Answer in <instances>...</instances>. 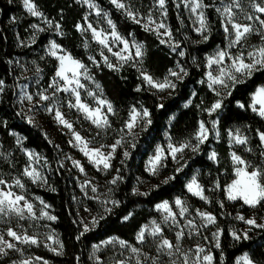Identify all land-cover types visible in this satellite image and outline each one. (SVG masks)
I'll return each mask as SVG.
<instances>
[{"label": "trees", "instance_id": "16d2710c", "mask_svg": "<svg viewBox=\"0 0 264 264\" xmlns=\"http://www.w3.org/2000/svg\"><path fill=\"white\" fill-rule=\"evenodd\" d=\"M35 2L45 17L60 23L63 35L55 31L54 24L52 28L45 26V31L36 32L32 26L38 24L40 18L31 16L24 9L22 0H12L11 3L9 0H0V79L5 81V90L0 93V178L11 181L14 177H20L30 194L41 197L51 206L54 216L57 217L51 225L63 242L64 249L62 255H57L43 246L28 247L27 252L40 256L52 264H94L90 259V250L94 244L110 237L135 243L139 229L158 216L157 204L164 200H173L175 197H184L192 206L207 209L216 215V225L223 229L220 238L221 249L214 251L215 264H220L221 251L224 255L222 264H235L237 257L244 253H248L257 264H264V229L253 228L249 232L248 240L235 241L230 235L234 226H245L244 222L236 219L238 214L245 217H262L264 207L253 209L243 205L242 201H229L223 190L234 178L231 151H237L252 163L261 162L260 142L256 129L264 130V119L250 109L239 108L237 101L246 105L250 103L251 94L258 86L264 85V72H258L245 83L237 85L232 90V95L225 97L224 107L218 113L209 116L203 111L217 99L215 93L207 87L206 56L227 44L223 22L216 11L218 0H204L206 5H210L205 8L210 29L206 33L209 36L207 41H203L202 36L194 31L181 8L176 7V0H166L167 21L174 39L180 42V48L176 52L166 44H161L155 33L145 31L142 24L134 23L122 10L116 9L110 0H94L109 13L122 35L134 36L144 44L143 69L159 79H163L169 69H174L177 61L187 69L188 76L162 99L142 81L137 71L138 67H133L131 62L125 64L120 71H113L101 62L100 46L92 40L91 33L81 34L75 27L77 23H84L83 18L87 14L85 5L77 0ZM125 2L142 15H147L156 6V0ZM51 39H55L90 68V72L112 102L116 114L110 116L111 127L108 128L105 143H112L120 135L119 129L128 119V113L133 105L137 108L143 105L152 113V124L146 131L139 132L136 147L129 148L130 158L122 165L123 149H119L113 159V167L104 176L109 189H112L111 198L120 201L119 207L113 208L111 213L105 214L102 205L94 200L84 201L80 196L75 171L62 162V155L69 147L68 140L54 119L44 114L39 121L29 124L27 115L20 106L24 84L28 83L31 87L35 83V66L41 69L39 75L41 86L47 87L54 76L57 61L49 57L45 51ZM85 40L89 44L87 48L84 47ZM246 42L249 46L260 44V34L250 35ZM181 50L185 51L184 57L178 55ZM90 56L99 61V67L89 60ZM137 85L142 86V91H136ZM33 89L31 87V90ZM161 103L165 105L162 109L157 107ZM75 116L73 112V117ZM217 118L219 136L210 135L207 142L200 146L199 153L185 151L183 159L188 162L187 167L175 173V180L164 184L157 176H152L146 171V160L158 144L166 141V133L170 134L174 142L179 143L192 137L198 127V121L210 122ZM78 123L86 133H89L82 120H78ZM236 128H240L250 138L249 147L253 149L252 152H246L245 146L230 147L228 130ZM17 137L23 138L22 146L16 143ZM25 148L36 151L43 158V171L47 177L44 186L33 183L21 175L29 163ZM212 151L218 154L216 161L209 159ZM177 166L178 164L168 160L162 175H173ZM117 169L120 170L119 174L123 180L112 185L109 181L117 175ZM195 174L206 190L211 189L217 180L220 181V189L206 191L210 203L187 191L186 184ZM139 180L152 184L145 192L148 195L133 193ZM154 185L159 187H153ZM218 201L224 202L223 208ZM84 203L95 209L98 215H105V219L77 239L83 231L80 211ZM129 213L132 214L131 217L125 221L123 217Z\"/></svg>", "mask_w": 264, "mask_h": 264}, {"label": "snow or ice", "instance_id": "6c2138e0", "mask_svg": "<svg viewBox=\"0 0 264 264\" xmlns=\"http://www.w3.org/2000/svg\"><path fill=\"white\" fill-rule=\"evenodd\" d=\"M11 2L12 0H9V3ZM81 2L86 4L89 9L94 10L98 17L102 15L106 18L108 29L94 27L91 22H88V14H85L83 18L86 22V26L81 23H77L75 26L81 34L90 32L92 40L102 46L100 56L104 64L113 71H120L125 64L130 62L133 67H136L137 63L142 64L143 57L145 56L144 45L136 42L134 39L130 41L128 38L121 35L117 30L116 24L110 18L109 13L104 12L94 0H81ZM182 2L195 16L196 26L194 27V31L202 36L203 41H207L209 36L206 33H208L210 29L204 9L210 5H206L204 0H182ZM110 3L114 5L116 9L122 10L134 23L138 25L142 24L145 31L155 33L160 43L167 44L173 52H176L177 49L180 48V42L174 39L171 27L165 22L167 17L166 0H156V4L161 10V15L165 18L159 21L153 18L151 11H149L146 20H144V18L140 17L139 11L127 4L125 0H110ZM22 5L31 16L43 19L49 28H52L54 24L55 31L63 35L60 23L45 17L44 13L39 10L35 0H22ZM176 7L179 8L180 4L177 3ZM249 7L252 11L245 13L244 22L238 20L237 13L234 11V9H239L240 12H244L241 0H231V3L224 5L222 9H216L224 18L223 28L225 33L229 36V43L227 48L218 49L214 55L207 57V67L212 68L213 65L216 66L214 72L208 71L206 73L207 87L213 91L217 97V99L211 103L210 107L203 109L209 116L223 109L225 97L231 96L232 90L235 89L237 85L245 83L246 80L251 79L258 72H264V19H262L260 15L264 14V0H249ZM257 24L259 27L256 26ZM32 27L40 32L46 30L38 25H33ZM254 33L260 34L261 44L253 46L247 51L241 47L235 54L231 51V49L242 45V43ZM117 43L122 44L123 47L118 51H113L112 45ZM88 46L89 44L87 40H85L84 47L87 48ZM104 49L117 58L116 64L112 63L109 57L105 55ZM133 49L134 52L132 51ZM48 55L54 57L58 61L54 76L48 88L38 91L35 94L25 91L21 94L19 102L23 105L24 102L27 101L30 106L28 109L29 112L38 109L41 102H49L44 107V110L53 115L54 120L59 125H62L71 132L73 139L70 140L69 143L74 147H78L87 158L88 162L94 165L98 170H110L113 167L111 161L114 159L117 149L122 148L123 145L127 143L126 137H132L130 148L134 149L136 147V136L138 135L135 129L142 127V130L146 131L148 126L152 124L151 111L143 105L139 108L133 105L128 113V119L124 122L123 127L119 129V138L110 145L101 144L99 147H92V140L85 138L80 132L76 131L73 122L69 121L61 111L60 105L57 102V94L63 92L74 97V101L71 99L67 101V107L69 109H76L78 112L82 113L84 118L89 120L98 129H107L111 127L109 114L115 115L116 110L109 100L102 98V95H98L96 91L87 89L86 84L82 82V77L84 80L89 81L93 80V77L90 74L88 66L80 59L75 58L70 52L63 49L55 40L50 42ZM178 55L184 57L185 51H179ZM89 60H91L96 67H99V61H97L95 57L90 56ZM9 63H11V61H9ZM40 71L41 69L37 67L36 72L39 73ZM137 71L142 81L158 92L169 91L171 93V91L177 88L178 83L182 82L183 79L188 76L187 69L183 67L179 61H177L176 68L169 69L167 75H165L163 79L154 77L142 67H138ZM203 82L204 81H201V83ZM95 88L102 94L103 90L98 83L95 84ZM82 89L86 90L88 97L93 98L95 106L90 105L82 99ZM220 89H226L227 91L222 92ZM4 90L5 81L0 79V93H3ZM49 90H51L50 94ZM136 91H142V86L137 85ZM188 103L190 104L191 101ZM237 105L241 109H250L261 119H264V85L258 86L251 94L249 104L246 105L245 103L237 101ZM157 107L162 109L165 105L161 103ZM197 107H200V105H197ZM27 121L29 124L34 123L32 116H28ZM218 123V118L210 122L204 120L198 121V127L192 137L179 143L171 142V137H169L167 149L163 146H157L154 155L147 161L146 171L152 176L159 175L160 171L167 167L166 161L170 158L177 163L179 167L174 169L173 175L165 177L161 183L167 184L169 181L175 180V173H179L187 167L188 162L183 159L185 150H190L192 153H199L200 146L207 142L210 135L215 134L217 137L219 136L217 131ZM256 134L260 142L259 147L261 151L259 152V156L261 162L252 163L238 154L237 151H231L230 157L233 164L234 178L230 183L225 185L223 189L227 200L242 201L243 205H247L253 209L264 207V130L256 129ZM13 135H15V133H13ZM45 136H47L46 133ZM228 137L230 147L245 146L244 150L246 152L253 151L251 147H248L250 138L243 134L239 128L235 130L229 129ZM193 140L195 143H193ZM22 141L23 138L17 137L16 143L18 145L22 146ZM105 148H108L107 152L104 151ZM24 151L29 158V164L24 167L21 175L27 177L33 183L40 182L46 184L47 177L44 176L37 167L33 166V161L38 163L41 158L32 151L27 149ZM130 156L131 152L127 149L124 150V159L121 160V164L123 165ZM217 157L218 154L215 151H212L209 155V159L213 161H216ZM67 159L72 160V164L78 168L81 173L85 171L80 160H75L71 157H67ZM116 171L117 175L109 181L112 185H116L118 181L123 180V177L119 174L120 170L117 169ZM0 186H3L0 187V221L8 222L6 218L10 219L13 216L19 220H24L26 218L34 220L46 218L49 221H55L57 219L56 216L46 211L50 206L39 197L35 199L39 200L42 207L39 209V215H37L34 202L29 200L23 191L18 193L13 190L14 187L21 190L25 189V184L20 177H14L11 182L0 178ZM87 187H90L93 193L98 191L97 186L92 185L91 181H86L81 185L82 190ZM153 187H159V185H154ZM220 188L221 183L217 180L211 189L206 190L196 176H193L191 181L186 185V189L189 193L206 203L211 202L209 196L205 194L206 191H214ZM52 191H55V189H52ZM111 192L112 189H108V195L102 200L99 196L91 197L92 199L100 200L105 214L111 213L113 208L119 207L120 205V201L111 198ZM133 193L148 195V193L139 192L137 188L133 189ZM218 203L221 208L224 207L223 201H218ZM156 209L163 213L161 222L152 220L150 224L143 225L136 235V240L140 244H144L147 237H152L156 252L160 255L149 256L147 253H144L141 248L130 245L128 241L117 237L103 241L102 243L105 245L118 243L120 248L128 249L131 255L123 259L114 260L113 264H132L133 261L134 264H148L149 261L151 264H162L161 256L164 255L169 258L168 264H215V256L211 249L206 248L204 245L197 244L194 249L190 248L183 250L180 242L186 235H201L200 230L202 228L215 225L217 223L216 215L208 211L196 209L195 217L186 219L185 223L181 225L178 218H184L190 211V206L181 197H176L171 203L164 200L156 205ZM174 209H178V211ZM131 215L132 214L129 213L124 216L123 219L126 221ZM197 218H199V223H197ZM103 219H105V215L100 214L92 217L90 224L81 220L83 231L80 232L77 239H80L85 233L98 226ZM236 219L243 221L249 227L240 232L231 230L230 235L235 241L250 239L249 232L253 228L264 229V222L258 223L256 216L245 217L244 215L238 214ZM162 225H172L178 228L175 233V242L164 235V227ZM185 229H187V231ZM222 234L223 229L221 228H217V230L212 233V239L216 249H221L220 237ZM6 235L18 241L20 244L39 245L41 243L37 235H29L27 232L18 233L12 227L7 228ZM46 239L52 243H45V247L57 255L63 254L64 244L58 236L54 234V231L46 234ZM204 240L207 241L208 237L205 236ZM53 244L58 245V247H53ZM93 248L95 251H99L101 245H94ZM7 250L22 251L17 247L16 243L6 240L4 233H0V255H7ZM93 255L96 264H103L99 256H95V253ZM121 255H123V253H121ZM34 260L42 261L43 264H49V262L43 260L42 257L26 258L19 262L13 261V264H33ZM223 260L224 255L221 251L219 257L220 264H222ZM236 264H257V262L252 259L248 253H244L237 258Z\"/></svg>", "mask_w": 264, "mask_h": 264}, {"label": "rangeland", "instance_id": "374dc122", "mask_svg": "<svg viewBox=\"0 0 264 264\" xmlns=\"http://www.w3.org/2000/svg\"><path fill=\"white\" fill-rule=\"evenodd\" d=\"M77 1L86 6V8H87V14H88V22H91L94 27L108 29V25H107V22H106V18H104L102 15L98 17L95 14V11L92 10V9H89L86 4H84V3L81 2V0H77ZM176 3H179L180 4L181 10L183 11V13L186 15L187 19L189 20L191 27L194 29V27L196 26L195 16L190 12V10L188 8H186L184 6L182 0H176ZM228 3H231V0H218L217 8H221L222 9L223 6L226 5V4H228ZM96 4L104 12H107L98 3H96ZM241 4H242V7L244 8V12H240L239 9H234V11L237 13L238 20L241 21V22H244V15H245V13L251 12L252 9L249 7V0H241ZM204 11H205V9H204ZM151 13L153 14V18L156 19L157 21H159L161 19H165L161 15V10L159 9V6L157 4H156L155 8L151 11ZM147 15L140 14V17H142V18H144V20H146ZM205 15H206V11H205ZM260 15H261V18L264 19V14H260ZM220 16H221V14H220ZM221 19H222V22L224 23V18L222 16H221ZM165 22L168 24L167 17L165 19ZM83 24H85V26H86V22L85 21H84ZM35 25H38L39 27H42V28H45V26H48L44 22V20L41 19V18H40L39 23L38 24H35ZM256 26L259 27L258 24ZM35 30H36V32H40V31H37L36 28H35ZM161 31H163V30H161ZM226 36H227V44H226V46L225 47H218V48H216L215 50H213L211 53H209L206 56V72H205L206 82H207L206 73L208 71H213L214 72L215 69H216V66L215 65H213L212 68H208L207 67V57L210 56V55H214L215 52L218 49H225V48H227L228 43H229V36H228V34H226ZM124 37L125 38H128L130 41L134 39L136 42L142 43V42L138 41L134 36H129V37L124 36ZM165 39H166V37H165ZM53 40H55V39H51L47 43V45L45 47V51H46L47 55H48V49H49V46H50V42L53 41ZM258 45L259 44L249 46L248 43L245 40L242 43V45L237 46V47L231 49V51L235 54L238 50H240L241 47H243V49L247 51V50H250L251 47L258 46ZM99 46H100V51H101L102 46L101 45H99ZM112 47H113V51H118L120 48L123 47V45L117 43L115 45H112ZM62 48L65 49L64 47H62ZM132 51L134 52V49ZM104 52H105V55H107L109 57V59L111 60L112 63H114V64L117 63V58L116 57L112 56V54L109 53V52H107L106 49H104ZM48 56L51 57L50 55H48ZM52 58H54V57H52ZM101 62L104 64L102 58H101ZM57 64H58V61H57ZM57 64H56V67H57ZM37 67L40 69L39 66H35V70H36ZM137 67H142V64L137 63ZM89 70H90V68H89ZM40 74H41L40 72L39 73L36 72V77H34L35 83H34L33 86H31L34 89L31 90V87L29 86V84L28 83H25L24 84V88H23L21 94L23 92H25V91H27L28 93L35 94L38 91H41L43 89L48 88V86L46 87L45 85L44 86H41L40 78H39V75ZM90 74L93 77V80H91V81L84 80L83 77L81 78L82 79V82L86 84L87 89L96 91L98 95H102V98H106L107 100H109L107 98V96L105 95L104 91L101 94L99 92V90H97L95 88V84L98 83L100 85V83L94 78V76H93V74L91 72H90ZM152 90L161 99L164 98V96L169 92V91L158 92L155 89H152ZM50 92H51V90H49V94H50ZM81 95H82V99H84L87 103H89L92 106H95V101L93 100V98L87 96L86 90H83L82 89L81 90ZM70 99L74 101V97L70 96L68 93L61 92V93H58L57 94V102L60 105L61 111L65 114L66 118L69 121L73 122V125H74V128H75L76 131L80 132L81 135L84 136L85 138H87L89 140H92V144H91L92 147H99L101 144H103V145H110V144L114 143L116 139L119 138L120 135L112 143H105L106 140H107V137H108V134H107L108 128L107 129H98L89 120L85 119L84 118V115L82 113L78 112L76 109H69L67 107V101L70 100ZM48 103L49 102H41L40 107L38 109H36V110H33L32 112H29L28 111V109H29L30 106L27 103V101H25L23 105L20 103V106H21L22 110L25 112V114L27 115V117L28 116H32L33 119H34V121H36V120L39 121L44 114L50 115L54 119L53 115L49 114L48 112H46L44 110V107ZM73 112L76 114L75 117H73ZM110 116H111V114H109V120H110ZM78 120H82L83 121V123L85 124V126L87 128V132H89V133H86V131L82 128V126L80 125V123H78ZM55 123L58 126V128L63 132V134L66 136V138L68 140L69 147L67 149H65V151H64V153L62 155V162H63L64 165L69 166L71 169H73L75 171V173L77 175V181H78V185H79L80 196H82V199L84 201L94 200L98 204L101 205L100 200L92 199L91 197H93V196H99L100 199L102 200V199H104L108 195V189H109V187H108L107 179L104 177L106 175V173H107L108 170L107 171L98 170L94 165L90 164L88 162L87 158L79 150V148L78 147H74L72 144L69 143V141L73 139L71 132L67 128L63 127L62 125H59L56 121H55ZM141 130H142V127H138V128L135 129V132L139 134V132ZM241 132H242V130H241ZM169 137H171L170 134L169 133H166V141L164 143L158 144L157 146H163L165 149H167V144L169 143ZM126 140H127V143H125L122 148H118L117 151L119 149H123V151L126 150V149L129 150L130 144L132 143V137H130V136L129 137H126ZM171 142L177 143V142H174L172 140V138H171ZM193 143H195V141ZM157 146H156V148H157ZM248 147H249V145H248ZM156 148H155V150H156ZM25 149H27V148H25ZM27 150L34 152L35 154H37L41 158L38 163L35 162V161H33V166L37 167L43 173V175L45 176L44 171H43V165H44L43 158L36 151H34L32 149H27ZM155 150L149 156V158L152 155H154ZM104 151L107 152L108 151V148H105ZM185 151H187V150H185ZM188 151H190V150H188ZM115 155H116V153H115ZM67 157H71L72 159H75V160H80L81 163H82V165L84 166L85 171L83 173H81L79 171V169L76 168L72 164V160L67 159ZM114 158H115V156H114ZM149 158L145 162V168H146V164H147V161L149 160ZM28 160H29V158H28ZM168 160H171V159L169 158ZM168 160L166 161V164L167 165H168ZM112 162H113V160L111 161V163ZM174 164H177V163L174 162ZM177 167H179V165ZM163 169L160 171L159 175H157V178L159 179V181H163L165 179V177H167L165 175H162ZM194 176L197 177L196 174ZM191 179L187 182V184L191 181ZM11 181H9V182H11ZM86 181H91L92 185L97 186L98 191L96 193H93L91 191V188L90 187H87V188H85V189L82 190L81 185L84 184ZM36 184L41 185V186H44L45 185V184H42L40 182H37ZM0 187H3V186H0ZM150 187H152V184H149L146 181L139 180L136 183V187L135 188H137L139 190V192L145 193ZM13 190L16 191V192H18V193L21 192V191H23L26 194L27 198L29 200H31V201L34 202V204L36 206V210H37V215H39V209L42 206L40 205L39 200H36L35 199L36 197H39V196L30 194L29 191L27 190L26 186H25V189H23V190L18 189V188H15V187L13 188ZM85 193H87V194H85ZM39 198L42 199L41 197H39ZM181 198L184 199L187 202V204L190 206L189 213L186 214V216L184 218H178L180 220L181 225H183L185 223V220L186 219L195 217V211H196V209H200V210H203V211L210 212L209 210L204 209V208L194 207V206H192L188 202V200L186 198H184V197H181ZM174 199L173 200H167V201H169L171 203V202L174 201ZM45 203L47 205H49L47 202H45ZM174 210L178 211V209H174ZM46 211H48L51 215H54L51 206L49 208H47ZM157 211H158V216L156 218L151 219L146 224H150V222L152 220H156L157 222H161L163 213L161 211H159V210H157ZM98 214L99 213L95 209L90 208L87 204L84 203V205L81 207V211H80V220H83L84 222L90 224L91 218L94 217V216H98ZM240 215H242V214H240ZM248 217H251V216H248ZM261 218H264V216L257 217L258 223L264 222V219H261ZM6 219L8 220V222L0 221V233H4L5 234V239L6 240H9V241H11L13 243H16L17 244V247L20 248L22 251L21 252H17V251H14V250H7V253H8L7 255H0V264H13V261L19 262L20 260L26 259V258L40 257V256H37V255H31L30 253L27 252V249L26 248H28V247H34V246H36V247H38V246L45 247L44 246L45 243H52L51 241H47V239H46V234H48L49 232L54 231V234L56 236H58V238L60 239L58 233L53 229V227L51 225V222L52 221H49L46 218L39 219V220H34V219H31V218H26L24 220H19L18 218H16V217L13 216L10 219L9 218H6ZM199 222H200L199 221V218H197V223H199ZM162 226L164 227V235L168 239H170L173 242H175V233L178 230V228L176 226H172V225H162ZM8 227H12L18 233L27 232V234H29V235H37L39 237L41 243L39 245H25V244H20L18 241L13 240V238L8 237L6 235V230H7ZM248 227L249 226L245 224V226H234L231 230H235L237 232H240L242 230L247 229ZM217 228H219V227L216 224L215 225H210L207 228H202L200 230L201 231V235H194V234L193 235H186L185 238L180 242L181 243V246H182V249L183 250H187V249H190V248L191 249H194L197 244H201V245L206 246V248L211 249V251L214 254V251H215L216 248L214 247V241L212 239V233L215 232L217 230ZM185 230L187 231V229H185ZM205 236L208 237V240L207 241L204 240V237ZM112 238H117V237H110V238H107V239H105L103 241H107V240L112 239ZM103 241L97 243V244H100L101 245V248H100L99 251H95L94 248H93V246L94 245H97V244H94L92 246L91 250H90V259H91V261L94 264H96V260H95L94 255H93L94 253H95V256H99L100 257V259L103 262V264H113V261L114 260L123 259V258L128 257V256L131 255L130 254V251L128 249H122V248H120V246H119L118 243L105 245V244L102 243ZM129 244L130 245H133V246H136L138 248H141L142 251L144 253H147L149 256H157V255H160V254H158L156 252L155 244H154V241H153V238L152 237H147V240H146V242L144 244H140L139 242H137V240H136L135 243H129ZM53 247H58V245L53 244ZM45 248H47V247H45ZM121 253H123V255H121ZM242 255H240V256H242ZM43 260H46V259L43 258ZM46 261H48V260H46ZM161 261H162V264H168L169 258L166 255L161 256ZM48 262H49V264H52L50 261H48ZM33 264H43V262L42 261H35L34 260L33 261ZM132 264H134V261L132 262ZM148 264H151V262L149 261ZM235 264H236V261H235Z\"/></svg>", "mask_w": 264, "mask_h": 264}]
</instances>
